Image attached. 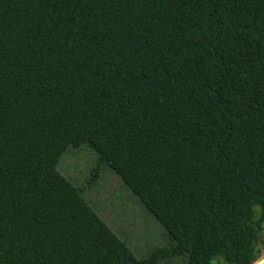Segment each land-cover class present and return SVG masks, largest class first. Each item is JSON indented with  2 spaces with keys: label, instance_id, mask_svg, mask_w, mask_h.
Segmentation results:
<instances>
[{
  "label": "trees",
  "instance_id": "obj_1",
  "mask_svg": "<svg viewBox=\"0 0 264 264\" xmlns=\"http://www.w3.org/2000/svg\"><path fill=\"white\" fill-rule=\"evenodd\" d=\"M82 143L167 245L58 172ZM263 220L264 0H0V264H251Z\"/></svg>",
  "mask_w": 264,
  "mask_h": 264
},
{
  "label": "rangeland",
  "instance_id": "obj_2",
  "mask_svg": "<svg viewBox=\"0 0 264 264\" xmlns=\"http://www.w3.org/2000/svg\"><path fill=\"white\" fill-rule=\"evenodd\" d=\"M94 167L98 168V172L96 177L91 179L90 170ZM56 169L81 190L83 197L97 215L127 244L137 258L170 242L163 227L126 188L120 178L104 162L98 160L88 144L66 147L57 161ZM255 247L258 257L251 264H262L264 220ZM155 264L186 263L182 257L171 256L160 259Z\"/></svg>",
  "mask_w": 264,
  "mask_h": 264
}]
</instances>
